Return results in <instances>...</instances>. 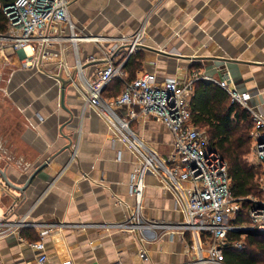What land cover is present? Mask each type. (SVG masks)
I'll list each match as a JSON object with an SVG mask.
<instances>
[{
	"label": "crops",
	"instance_id": "0c3cea01",
	"mask_svg": "<svg viewBox=\"0 0 264 264\" xmlns=\"http://www.w3.org/2000/svg\"><path fill=\"white\" fill-rule=\"evenodd\" d=\"M68 11L76 32L85 36L118 37L144 27L147 44L135 53L140 55L139 66L134 74L126 71L128 78L148 71L155 83H161L184 80L198 71L204 77L199 80L222 81L226 71L214 74L201 63L217 58L236 61L237 76L227 81L228 88L248 92V107L264 115V0H69ZM111 45L108 40L80 41L77 57L66 45L68 70L75 74L78 61L90 81L104 64L100 47ZM59 48L53 47L52 58L42 67H23L20 53L0 52L10 68L4 90L13 108L0 109V219L26 216V221L36 223V228L20 230L26 239L24 232L37 239L42 226L52 224L43 239L46 264L184 262L187 245L178 232L143 230L148 239L143 260L136 231L99 226L124 221L130 214L135 158L127 144L112 135L104 118L85 106L75 86L78 76L69 82L59 64ZM116 83L113 79L105 87V98L118 93ZM131 126L150 148L163 155L170 151L173 138L161 121L141 117ZM145 185L144 222L183 219L172 194L155 176L147 174ZM8 237L0 238V264H33L35 252Z\"/></svg>",
	"mask_w": 264,
	"mask_h": 264
},
{
	"label": "built area",
	"instance_id": "2783aa9c",
	"mask_svg": "<svg viewBox=\"0 0 264 264\" xmlns=\"http://www.w3.org/2000/svg\"><path fill=\"white\" fill-rule=\"evenodd\" d=\"M69 0H14L2 7L7 25L0 32V52L21 54L23 67H42L52 58L53 47L59 45L60 66L69 82L75 83L85 106L92 107L104 118L112 135L124 141L135 158V172L129 183L134 206L124 221L100 224L105 230L118 229L137 233L142 245L139 257L147 259L144 244L148 239L143 230L160 228L178 232L185 239L187 259L179 264H225L224 248L245 249L241 238L249 231L264 232V115L251 111L247 105L248 92L228 88L227 79L211 80L224 88L232 102L247 109L255 123L250 132V165L258 169L255 182L258 195L235 197L231 190L228 164L220 153L211 147L204 130L194 125L189 106L194 82L203 79L198 71L184 80L170 78L155 83L148 71L129 79L123 66L127 59L147 44L143 26L134 32L118 37L85 36L76 32L69 15ZM112 43L106 50L100 47L104 64L90 81L82 75L81 63L72 73L63 58L66 45L78 56L77 43L92 41ZM120 55V59H117ZM93 58H88L91 61ZM113 79L122 82L120 92L111 98L103 97L105 87ZM125 108L120 114L119 109ZM161 121L172 135L170 151L160 154L139 139L132 130V123L139 118ZM155 176L162 187L169 191L175 207L183 219L176 223L143 221L142 199L145 176ZM36 223L26 221V216L16 221L0 219V238L15 235L35 252L33 264H46L44 237L53 229L44 224L38 238L30 240L20 235L22 228H36ZM233 233L239 239L233 238ZM61 264H73L65 261ZM113 264H122L116 261Z\"/></svg>",
	"mask_w": 264,
	"mask_h": 264
},
{
	"label": "trees",
	"instance_id": "16d2710c",
	"mask_svg": "<svg viewBox=\"0 0 264 264\" xmlns=\"http://www.w3.org/2000/svg\"><path fill=\"white\" fill-rule=\"evenodd\" d=\"M13 1L0 0V32L4 31L7 25V17L2 7ZM139 56V54L130 56L123 66L124 70L134 74L139 66L136 62ZM132 78L129 77V79ZM115 80L116 90L119 93L122 82ZM103 97H105L104 94ZM189 106L194 125L204 130L211 147L217 150L228 164L233 195L235 197L258 195L259 189L255 182L258 169L249 166L244 161V155L249 152L250 148V132L255 125L251 113L237 102H232L229 93L224 88L214 82L204 80L194 82ZM23 234L30 240L36 239V236L28 232ZM232 236L234 239L240 238L235 233ZM245 244L246 247L242 250L225 247L224 263L264 264V232H247Z\"/></svg>",
	"mask_w": 264,
	"mask_h": 264
},
{
	"label": "water",
	"instance_id": "95a60500",
	"mask_svg": "<svg viewBox=\"0 0 264 264\" xmlns=\"http://www.w3.org/2000/svg\"><path fill=\"white\" fill-rule=\"evenodd\" d=\"M236 63L237 62L234 60L225 59V58H217V59H213L212 61H210V63H201V65L208 71L213 70L214 74L218 72L221 74V72L226 71L223 79H227L228 82L230 80L234 82V80L236 79L235 77L237 76L235 74ZM45 164L46 163H43L40 167H38L37 172L43 169L45 167ZM14 238H16L15 235H9L8 240H12Z\"/></svg>",
	"mask_w": 264,
	"mask_h": 264
},
{
	"label": "rangeland",
	"instance_id": "374dc122",
	"mask_svg": "<svg viewBox=\"0 0 264 264\" xmlns=\"http://www.w3.org/2000/svg\"><path fill=\"white\" fill-rule=\"evenodd\" d=\"M9 72H10V68H9L8 64L5 63L3 58H0V109L1 110L5 109V111L7 110L8 112L12 111V109H13L11 107V105H7V103H6L7 102L6 101L7 97H6V93H5V90H4V84H5L6 80H7ZM251 158H252V155H251V143H250L249 152L244 155V161L249 166H250V162L249 161L251 160ZM241 238L245 241V235L242 236Z\"/></svg>",
	"mask_w": 264,
	"mask_h": 264
}]
</instances>
